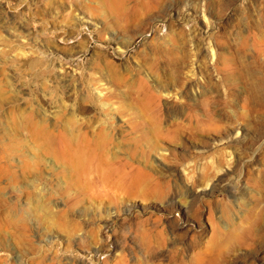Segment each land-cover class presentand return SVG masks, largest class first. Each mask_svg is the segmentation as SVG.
I'll use <instances>...</instances> for the list:
<instances>
[{"label":"rangeland","instance_id":"374dc122","mask_svg":"<svg viewBox=\"0 0 264 264\" xmlns=\"http://www.w3.org/2000/svg\"><path fill=\"white\" fill-rule=\"evenodd\" d=\"M0 264H264V0H0Z\"/></svg>","mask_w":264,"mask_h":264},{"label":"bare ground","instance_id":"6f19581e","mask_svg":"<svg viewBox=\"0 0 264 264\" xmlns=\"http://www.w3.org/2000/svg\"><path fill=\"white\" fill-rule=\"evenodd\" d=\"M214 50H215V48L214 49L211 48V54H212V56H214Z\"/></svg>","mask_w":264,"mask_h":264}]
</instances>
